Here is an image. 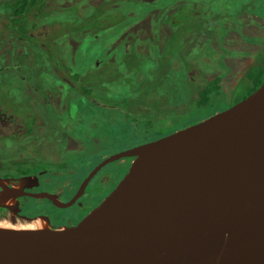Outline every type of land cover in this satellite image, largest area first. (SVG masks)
Listing matches in <instances>:
<instances>
[{
    "label": "water",
    "instance_id": "1",
    "mask_svg": "<svg viewBox=\"0 0 264 264\" xmlns=\"http://www.w3.org/2000/svg\"><path fill=\"white\" fill-rule=\"evenodd\" d=\"M121 159L125 173L75 224L0 226V264H264V79L197 123L106 157L67 202L0 178V207L21 195L69 207Z\"/></svg>",
    "mask_w": 264,
    "mask_h": 264
},
{
    "label": "trees",
    "instance_id": "2",
    "mask_svg": "<svg viewBox=\"0 0 264 264\" xmlns=\"http://www.w3.org/2000/svg\"><path fill=\"white\" fill-rule=\"evenodd\" d=\"M60 1L67 3L73 0H0V30L8 37H18L22 55H26L29 49L36 55L34 67L27 63L23 65L24 72L29 74L27 78L24 77L26 83L30 81L33 84L34 82L41 86L43 91V85H49L50 80L62 82L73 91L74 96L77 95V99H82L92 108L99 109L102 113L101 117L113 115L109 120L111 124L110 143L97 148L100 150L112 144L109 148L112 151L116 148L118 151L122 149L121 145L117 144L120 139H130V143H125L122 147L135 146L197 123L232 105V103L226 104V92L221 90L220 85L221 77L208 78L200 68L197 69V66L189 61H194V59L186 55V52H176L175 48L181 38H187L188 43L193 40V44L195 38L196 43V34L200 42L206 43L211 48V40L217 32L216 25L220 29H225L226 21L234 22L245 11L263 19L261 12L262 8L264 9V0H196L194 3L190 0H156L154 3L146 0H104L96 7L87 4L86 14L78 16L77 9L80 3L83 4L90 0H80V3L77 1L67 6L56 7L57 2ZM129 1L134 2L136 9L134 5L129 9L124 7V2ZM166 4L171 6V10L167 17H163H165L164 21L166 23L168 21L171 25L172 31L162 43L159 52L154 49L157 55L153 60H142L137 66V58L134 56L138 57V55L134 52L120 56L115 62L101 55V53H106V47L102 46L104 45L100 32L102 28L107 29L114 19L120 21L124 16L128 23L115 30H110L116 38L126 26L149 14L150 10L160 9ZM173 4L174 8H172ZM54 7H56L57 14L52 15L50 12ZM103 11L112 13L101 14ZM180 12H185L186 15L183 18L177 16L175 21L170 18L173 13ZM190 33L192 35L187 37ZM70 35L79 45L78 50L76 49L78 54L74 53L75 67L65 61L66 56L61 53L62 46L59 42V40L66 41L67 36ZM258 46L259 48L254 53L250 52L253 59L231 87L234 89L244 82L243 86L247 88L243 97L250 94L264 79V38ZM65 47L69 46L65 45ZM250 53L245 54L250 56ZM124 56L127 58V65L136 66L132 72L125 69L121 72L122 75L130 74L131 87L128 88H131V91L128 95H124L122 90H114L111 87L103 90L106 88L105 83L112 84L116 80L120 73L118 63ZM173 59H178L181 63L177 72L171 70ZM104 69H106L105 77L102 76ZM16 71L18 74L8 76L10 83H18L19 70ZM45 77L50 80H44ZM2 82L0 76V103L2 105L6 98L8 104L12 103V105L2 106L1 110L13 113L19 111V121H24L22 112L30 109L24 130L25 133L29 132L27 131L29 125L31 126L34 122L32 112L34 105L24 99L21 100V105L17 106L19 102H16L14 94L10 93L11 89L6 90ZM178 87L182 91L179 95ZM16 88L18 90L20 87ZM89 117L88 113L83 112L82 118L85 124L82 126L96 128L99 120L90 123ZM94 149L88 148L86 153L99 152ZM105 151L106 149L103 152ZM86 153L79 156L81 158L75 159L85 161L89 155ZM13 162L15 167L24 165L16 160ZM39 163L35 164L36 167L42 165ZM4 164L7 168H12L11 165ZM33 168L34 165L31 169ZM19 169L16 176L22 173H38L31 169ZM5 175L9 176V174ZM86 175L82 178L75 176V184H78Z\"/></svg>",
    "mask_w": 264,
    "mask_h": 264
},
{
    "label": "rangeland",
    "instance_id": "3",
    "mask_svg": "<svg viewBox=\"0 0 264 264\" xmlns=\"http://www.w3.org/2000/svg\"><path fill=\"white\" fill-rule=\"evenodd\" d=\"M80 0H73L71 2L65 3L64 1L57 2L56 7H61L62 5L67 6L69 3L77 2ZM104 0H90L86 3H83L78 6V16L86 14L88 5L97 6L99 3H101ZM145 1V0H144ZM149 2L154 3L156 0H146ZM191 2H196V0H190ZM162 2V1H161ZM134 5V2H124L125 8H131V6ZM210 7L211 5L208 4ZM135 6V5H134ZM56 7L53 8L52 12H50L52 15L57 14L55 12ZM257 7V5H256ZM174 8V4L172 6ZM136 9V6H135ZM171 6L160 7V9H153L150 10L151 12L149 14L144 15V17L139 18L138 20L134 21L133 23L126 26L117 36L114 38L115 34H112L110 30H115L119 27H121L123 24L128 23L126 21V18H121L120 21L118 19H114V22L112 24L108 25V28L105 27L101 29V37H103V43L106 48V53H101V55L108 58L109 61H117L118 57L127 55L129 52H134L138 55V57L134 56V58H137V66L142 62V60H153L154 57H156L157 54L154 53V49H157V52H159V49H161L162 43L166 40L167 36L170 35L172 28L171 25L164 21L163 16L167 17V14L170 12ZM107 11V10H106ZM112 12H105L103 11L101 14H107ZM262 18L264 19V9L262 8ZM172 14V13H171ZM174 14V13H173ZM170 15V18L175 21L177 16L179 18H183L184 15H186L185 12L176 13L174 15ZM260 17L250 13L249 11H245L244 13L240 14V16L232 22L231 20H228L225 22V29L219 28L218 25H216V35L211 40V45L209 48L206 43H202L198 40V35L196 34V43L194 38V44L193 40H191L190 43H188L187 38L183 39L181 38L178 44L176 45V52H186V55H188L190 58L194 59V61L189 60L193 62L197 69H201L204 74L208 78H213L216 76L221 77V90L225 93V101L226 104L235 103L241 99H243V95L246 92V86H243V83H240L237 87H234V89H231V87L235 84V82L238 80V78L242 75L243 71L246 69L247 65L250 63V61L253 59L251 51H255L259 48L258 44L259 42L264 38V20ZM226 30V31H224ZM84 34V33H83ZM82 34V35H83ZM192 33H190L187 37H190ZM62 46L61 53L66 56L65 61L70 64V66L75 67V56L74 53L78 54V43L75 42V40L70 36H67L66 41L59 40ZM65 45H68L69 47H65ZM64 46V47H63ZM77 49V50H76ZM113 51V52H112ZM123 52V54H122ZM250 53V56L246 55L245 53ZM82 53V52H80ZM84 54V53H82ZM107 54V55H106ZM94 56V55H93ZM86 57V56H85ZM121 61L118 63V66L120 67V73L117 75L116 80L112 84H106L103 90L108 89V87H111V89L114 90H122L124 95H128V93L131 91V87L129 80L130 74L122 75L121 72L124 71V69L128 72H132L133 69L136 68L135 65H127L126 57H121ZM32 67H34V64H30ZM181 63L178 59H173L171 63V70L174 72H177L180 69ZM146 66H144L145 68ZM149 68V66H148ZM117 71V69H115ZM105 71L104 69L102 71V76L105 77ZM118 72V71H117ZM173 72V73H174ZM194 75V74H191ZM90 76V73H89ZM110 76V75H109ZM43 77V76H42ZM95 78V76H94ZM92 78V79H94ZM245 81V80H243ZM53 84L54 86H52ZM50 85L44 84L45 89H51L54 88L53 92L55 94H49L48 97H46V100L41 99L40 93H33L32 88L33 84L28 82L24 86L20 87V90L15 92L13 95L16 102H19V105H21L22 101L26 98H29L30 96L35 100V102L32 100V103L34 106H36L37 113L40 115V119L38 120V123L45 124L46 128L49 127L51 129H55V127L58 129V134L55 137L54 141L50 140H42V136L33 141L30 146L34 147L33 154L34 155H48V153H55L60 150V147L63 148L64 142L63 139L67 137L66 143L64 146V149L68 152L67 155L63 159H59V155L53 156L54 159L41 158L40 160L31 162L28 161L26 153L22 154L24 157V165H20L18 167H13L8 169L4 163L1 164L0 172H5V174H9L12 176H16L19 173V168L23 170H29L31 169L34 172L39 173V177L42 180V186L44 187V190H63L65 187L69 184L77 186L78 184H75L76 180L75 176H80V178L83 177V175L87 174L103 159L110 156L113 153L118 152L117 148L114 149V151L110 150L109 148L112 146H106L102 147L100 150L97 149L100 146H105L107 143H110L109 140H107V134L106 132L111 128V124L109 123L110 118L113 116L108 117H101L102 113L97 108H92L90 105L87 107H83V103L79 104V100L77 99V95L73 94V91L66 86V84L59 82V81H53ZM36 85V84H34ZM57 85V86H55ZM20 86V85H19ZM6 87V85H5ZM32 93H31V92ZM49 92V91H48ZM31 93V95H30ZM178 95L182 93L181 88H177ZM70 94V99L68 100V95ZM49 105L53 108L57 113L64 110V104L66 107V110L64 112L65 114V121L57 122L55 120H49L44 117L43 110L45 108V105ZM4 106L7 107V105H12V103L8 104L7 99L4 100ZM2 104V105H3ZM36 104V105H35ZM225 104V105H226ZM224 105V106H225ZM1 106V103H0ZM44 107V108H43ZM227 108V107H226ZM51 109V108H50ZM46 111H48V107L45 108ZM52 110V109H51ZM31 110L25 109L22 112V119L25 120L27 123L28 117L30 115ZM88 113L90 115H94L93 117H89V122H93L94 120H99V125L96 128H86V131H81L79 128L80 125H84V118H81V113ZM99 117H101L99 119ZM108 118V119H107ZM107 119V120H105ZM94 123V122H93ZM92 123V125H93ZM46 131V130H45ZM68 132V133H67ZM48 133V132H47ZM72 139V140H69ZM86 140L87 142H84ZM125 143H130V139H120L117 141L118 145H121L120 150L129 148L128 147H122ZM127 146V145H126ZM92 148H95L94 150H99V152L92 153L86 151ZM23 149H27V147H23ZM106 149L105 152H103ZM102 150V151H101ZM88 154V158L85 161H82V159H79L82 154ZM79 157L78 159H75ZM126 160H120L119 163H124ZM37 162H40L39 164H42L40 167H36L35 164ZM31 164V165H28ZM49 164V165H48ZM127 168V167H126ZM126 168L121 166H116L115 164H112L108 166L106 169L101 171V175L98 176L91 182V184L88 185V192L87 194L81 199V201L77 204L78 206L73 207L72 209L66 211V210H54L50 206H48L49 209H51V212H53V216L56 219L55 222L58 225H63L66 221H69V218H75L81 214H83L85 211H87L90 208V205L92 203L99 202L103 196H105L107 191L112 187L115 186V184L119 181V179L122 177V174L126 171ZM90 170V171H89ZM86 175V176H87ZM85 176V177H86ZM101 178V179H100ZM104 182V185H101L99 183ZM79 187V186H78ZM106 189V190H105ZM106 192V194H105ZM68 195H70L68 193ZM33 204V203H31ZM83 206L81 209L80 206ZM37 210L35 207H28L27 213H35ZM0 221H7L12 225H26L27 223L24 222H11L7 219H0ZM29 224H35V223H29Z\"/></svg>",
    "mask_w": 264,
    "mask_h": 264
},
{
    "label": "flooded vegetation",
    "instance_id": "4",
    "mask_svg": "<svg viewBox=\"0 0 264 264\" xmlns=\"http://www.w3.org/2000/svg\"><path fill=\"white\" fill-rule=\"evenodd\" d=\"M258 17H260V16H258ZM254 52L255 51L253 50L252 53H254ZM118 59H119V57H118ZM35 60H36V55H34V52L31 49H29V52H27L26 55H22V48H21L20 40L18 39V37H16V38L8 37L5 32L0 30V76H1V79L3 80L2 84L6 85V90L11 89L10 93L15 94V92H17L16 87H21V86H24L26 84L25 78H27L29 76V74L24 72V66L23 65L26 63L28 65L34 64ZM96 64H98V63L96 62ZM16 70H19L18 83L17 82L16 83H12V82L10 83L8 76L18 74V72ZM13 80H15V79H13ZM44 80H50V79L48 77H45ZM28 82H30V81H28ZM51 82H53V80H50V84H51ZM34 84H36V83L33 82L32 91L34 94L40 93L41 99L46 100V97H48L49 94H55V93H51V92H53L54 88L44 90L46 86L43 85L44 89L42 91L41 86H38L37 84L34 85ZM51 85L54 86L53 84H51ZM19 90H20V88H18V91ZM31 93H30V95H31ZM31 99H33V98L30 96L29 98H26L25 100L32 103ZM78 100H79V104L83 103L84 107L88 106V104L85 101H83L82 99H78ZM33 101L35 102L34 99H33ZM32 105H34V104L32 103ZM65 105L66 104L63 105L64 110L59 112V113H57L55 110H53V108L50 107L49 105H45V108L48 107V111H46L45 108L43 107L44 108V110H43L44 117H46L49 120V122H51L52 119L57 121V122L65 121L64 120L65 119L64 112L66 110ZM2 106H4V104L0 106V113H1V117H0V119H1V121H0V163H7V164L11 165L13 168L16 166L13 162L15 160L19 161L20 163H24L25 159L22 155L24 153H26L27 159H28V161H30V163L37 161V160H40L41 158H46V157H48L49 159L56 160L53 158V156H55L57 154L59 155V159H63L67 155L68 152L64 149L66 139H68L67 137H65V139H63L64 146H63V148L60 147V150L58 152L48 153V155H43V156H41V155L36 156L33 154L34 147L30 146V144L33 141L39 139L41 136H42V140L47 139L50 141H54L55 137L57 136V134L59 132L56 127H55V129H51V130L49 127L46 128L47 123L41 124V125L38 123V120L40 119V115L37 113L36 106H33L34 111L31 108L32 112H33L34 122L31 126L29 125V129L27 130L29 132H27V133H25V131H24L26 128L25 120L19 121V118H18L19 111H17L16 113H13V112L8 111V110L2 111L1 110ZM82 114L83 113H81V118H82ZM90 116H93V115H90ZM79 128L81 129V131H86V128H88V127L84 128L82 125H80ZM106 134H107V140L110 141L111 140L110 129L106 132ZM69 140H72V139H69ZM84 142H87V141L84 140ZM23 147H27V149H29V150L23 149ZM121 160H126V161L124 163L120 164L119 163L120 160H117V161H114V162H111V163L105 165L101 170H99L96 173V175H94V177L89 181L87 186L89 184H91V182H93V180L97 176L99 178V176L102 174L101 173L102 170L106 169L108 166H110L112 164H115L116 166L118 165L121 167L124 166V168L128 167L130 159H121ZM8 169H10V168H8ZM23 177H35L37 181H35L34 179H29L27 182L21 183L20 179ZM0 178L7 181L6 184L8 185V187H22L23 191L28 192V193L48 192V193L56 194L58 200H60L62 202H67L75 196V194L77 193V190L79 188L78 186H80L82 180L85 177L78 183L77 186L71 185L69 182V184L65 187V189L60 190V191L44 190L43 189L44 187L42 186L43 182L39 177V173H35V174L34 173H27V174L22 173L21 175H18V176H12V175L6 176L5 172H0ZM99 184L104 185L105 183L101 181V183H99ZM87 186L83 189L82 193L73 202V204L71 206L65 207V208H57V207L53 206L50 203V201H48L47 199H37V198H33V197H30L27 195L17 196L13 199L15 204L11 205V208L7 209L5 207H0V219H7L8 221H11V222H16V221L24 222L27 224L35 223L36 228L40 227L41 225L42 226L48 225L49 227H52V228L73 225L78 220H80L90 209H92L94 206H96L107 195L106 192H105L106 195L103 196L101 198V200H99V202L92 203V205H90V208L87 211H85L83 214H81L75 218H71V219L69 218V221L68 222L66 221L65 223H63V225H58L55 222L56 219L53 216V212H51V209H49L48 206H50L54 210L56 209V210H66V211L72 209L75 206H78L77 204L81 201V199L88 192ZM111 189H112V187L107 191V193L110 192ZM0 191H2L1 188H0ZM68 193L70 195H68ZM11 200L12 199H9L8 201L6 200V203H10ZM31 203H33V204H31ZM28 207H35V209L37 211L35 213L29 214L26 212ZM80 208L82 209L83 206L81 205Z\"/></svg>",
    "mask_w": 264,
    "mask_h": 264
},
{
    "label": "bare ground",
    "instance_id": "5",
    "mask_svg": "<svg viewBox=\"0 0 264 264\" xmlns=\"http://www.w3.org/2000/svg\"><path fill=\"white\" fill-rule=\"evenodd\" d=\"M1 192V191H0ZM0 226L1 227H8V228H20V229H35L36 224H27V225H12L7 221H0Z\"/></svg>",
    "mask_w": 264,
    "mask_h": 264
}]
</instances>
